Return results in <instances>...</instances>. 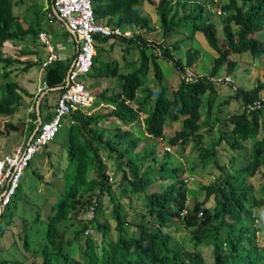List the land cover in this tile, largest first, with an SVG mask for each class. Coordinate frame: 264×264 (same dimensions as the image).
<instances>
[{
	"label": "trees",
	"instance_id": "obj_1",
	"mask_svg": "<svg viewBox=\"0 0 264 264\" xmlns=\"http://www.w3.org/2000/svg\"><path fill=\"white\" fill-rule=\"evenodd\" d=\"M156 1L159 28L164 38H168L176 30L189 33L186 41L190 46L186 48L185 60L178 59L175 54L181 49L182 40L167 45L152 43L142 37L141 32L152 33L157 30L151 18L143 11L145 3ZM93 7L98 23L134 31L133 38H120L126 43V53L134 47L139 50V66L131 63L132 72L123 74L119 73V61L106 62V67L112 69L111 77L119 80L121 90L116 94L105 90L98 96L107 105H112L113 109L91 116L77 112L71 126L65 131L63 146L67 154L64 153V186L60 191L61 198L53 205L52 213L47 218L46 242L39 250L43 255V264H208L200 251L205 246L212 247L215 258L213 264H264V246L260 247L256 241V215L252 208L247 207L250 198H253L255 206L264 204V200L255 201L256 198L252 196L253 187L247 183L248 178L254 177L264 166V117L261 123L264 110L250 115H234L230 120L231 130L225 131L211 147L203 143L200 133L209 123V119L203 120L200 110L202 98L209 95V113L213 104L211 96L216 92V83L211 79L224 67L228 72L236 68V62L231 60L233 54L250 53L253 57L264 55V34L259 35L264 29V0H228L222 5L227 16L223 40L218 38L215 24L206 15L208 6L201 0H93ZM233 25L237 26L236 30ZM198 33L204 34L218 57L212 63L211 74L199 76L196 81L189 82L184 74L187 69L194 67L203 52L196 38ZM30 34L37 35L38 31L31 25L27 29L23 28L14 13L13 1L0 0V64L4 67L3 78L8 80L3 98L0 97V117L15 115L23 106L25 97H34L23 90L15 79H11L10 66L21 61L4 57L1 51L6 42ZM111 39L97 37L99 45L106 44ZM103 53L104 50L98 47L96 73L99 57ZM160 59L172 63L181 75L178 88L170 97L171 88L160 66ZM36 65L38 64L34 62L29 63L25 70ZM69 69L70 65L60 60L48 65L44 75L48 87L61 86ZM262 90L263 85L259 83L250 91H237L236 99L242 104H250L259 99ZM140 92L141 97L138 96ZM141 113L146 114L144 130L149 135L144 138L137 137L130 129L123 130L122 127H117L109 137L104 129H100V122L109 117L126 125L140 123ZM32 117L37 120L36 113ZM181 119L182 128L169 139V144L179 146L184 151L190 142H194L200 161L205 166L217 160L216 148L226 138L231 148L241 147V142L247 140H252L253 144L250 162L242 169H234L232 173L231 170L218 166L221 171L220 179L202 186L205 198L201 202L198 198H193L192 205L187 208V214L183 218L180 214L188 200V188L182 178L183 169L169 167L168 153L159 170L156 169V164L159 163L156 141L164 137L168 120L177 122ZM219 120L221 124L226 123V120ZM10 127L13 128L12 125ZM0 133L2 134L1 131ZM261 133L263 136L260 139ZM150 140L153 141L150 143ZM101 151L116 162L121 174V184L125 189H130L132 194L144 195L146 212L139 223L131 225L124 205L117 203L113 210L115 239L111 236L112 228L106 222L99 221L97 213L93 220L86 222L83 229L76 228L73 231L75 237L72 241H67L68 250H65L66 230L61 229V226L67 222L74 225L71 214L77 212L79 206L83 207L81 209L88 208L98 188L106 189L107 166L102 161ZM39 178L44 180L41 174ZM156 180L170 181V184L162 192L148 193V187ZM85 195L87 199L81 201L79 197ZM212 197L215 206L213 209H206L205 206ZM201 212L203 217L198 218ZM128 226H134L137 232L131 234ZM91 227L97 233L85 236L86 229ZM181 227L186 230L194 229L190 236L192 250L177 242L166 231L172 229L178 232ZM96 237H99V242ZM80 238L83 239L82 242ZM75 253H79V259L75 258ZM5 262L8 263L7 260Z\"/></svg>",
	"mask_w": 264,
	"mask_h": 264
},
{
	"label": "rangeland",
	"instance_id": "obj_2",
	"mask_svg": "<svg viewBox=\"0 0 264 264\" xmlns=\"http://www.w3.org/2000/svg\"><path fill=\"white\" fill-rule=\"evenodd\" d=\"M227 1L228 0H201V2L205 3V5L207 4L209 8L213 7L215 11L222 9V5ZM156 3L157 1L151 4L146 3L143 11L145 15H148L151 18L152 23L157 26L159 25V22L155 8ZM13 4L14 13L18 16L19 20H21L22 25L24 27H27L28 25L34 26L38 31V34H30L23 38L8 42V44L3 45L1 51L4 57H11L15 60L21 61L20 63H14L10 66V69L12 70L11 79H15L19 83H22L23 86H26L28 75H30V77L34 79L35 85L29 83L26 89L33 90V88L37 87L40 82L42 83V81H39L38 79L40 66L36 65L29 69L28 72H25L24 68L27 67V63L38 60V64L42 66L41 59L43 57L44 59H47V51L50 46H56L58 53L71 56L74 54V48L68 49L69 47L65 46V50H58L57 43L61 40L64 30L66 31L64 28L66 27L63 24H59L58 21L55 22L48 19V15L50 14L49 7L51 6L50 0H13ZM208 7H206V15H208L211 22L215 24L218 38L223 40L225 38L223 27L227 16L221 17L218 16L216 12L211 13ZM233 27L236 30L237 26L233 25ZM42 34L45 35L46 39L41 37ZM188 34V32H183L182 30H176L171 33L168 38H164L161 28H157L153 33H143L142 37L146 41L152 43H166L167 45L182 40L183 45L181 44V49L175 52V54L178 59L185 60V49L190 46L186 41ZM263 34L264 29L259 35ZM196 37L199 39L198 41L203 48V52L195 66L190 70L195 75L206 76L211 74L213 67L212 63L214 62L215 56L217 57L218 54L209 46L204 34L198 33L196 34ZM124 47H126V43L121 39H117L115 42H108L101 46V49H104V53L99 57L100 60L97 65V80H102L100 86L105 90L110 86L116 89L117 83L116 78L111 77L112 69L106 67V62L116 59L121 63V68L125 72L128 70L124 67V63L126 62L133 61L139 66V50L133 48L129 53H126V48L124 49ZM231 60L236 62V68L233 71L228 72L226 67H224L216 76L222 78L230 76L242 91H250L261 83V85H263L262 93H264V55L253 57L250 53L233 54ZM69 61L70 60H67L66 64H68ZM159 63L164 72L167 84L170 85V87H177L181 81V75L178 70L168 61L160 59ZM123 70L120 71L123 72ZM3 72L4 67L0 64V97L3 96L5 83L8 81L3 78ZM95 82L96 78L89 75L87 78V85H89L90 89L96 88ZM42 86L46 88L44 83H42ZM52 95H55L52 97L53 105H55L58 95L57 93ZM237 95L238 92H236L229 84L216 86V92L211 96L213 108L211 110L212 114L210 115V119H212V121L211 124L203 130V142L206 146L215 144L217 139L222 135V130L226 129L228 132L230 131V128H227L230 126V119H228L227 116H232L239 112V102L236 99ZM208 100L209 95H205L202 98L200 110L204 117L207 116V111L209 109ZM225 100H228L229 102L224 104ZM24 105L19 109L16 115L8 117V123H2V119L6 117H0V131L2 134L4 132V134L0 136V153L10 152L13 146L21 143L26 138L27 130L25 129V116L27 112L25 111ZM141 116L143 119L144 116ZM216 116L225 119L226 123L223 125H215L216 123L214 124L213 122H215ZM263 117L264 112L261 118L263 119ZM262 119L261 123H263ZM116 121L118 124L115 126H119L120 121ZM3 124H12L15 128H6L3 127ZM128 125L130 124H127L125 127L123 126V128L128 127ZM35 128V123H31L29 131H32ZM181 128L182 119L177 122H171L168 120L165 129L167 136V138L165 136V143L161 140L156 141L157 145L159 144L156 154L159 163L156 164V169L159 170L160 162L163 160L165 154L170 153V156H173L171 160H169V166L182 167L184 169L182 178H186L187 174L194 175L196 178L195 182L187 184L190 204L192 205L193 197L198 198L199 202L205 198V191L202 186H208L212 181L220 178V170L218 166L230 167L231 161H234V163L239 166L246 164L247 161L250 160V150H252L253 144L252 140H248L244 143L243 147L234 150L229 146L227 140H225L217 148L218 160L205 166L201 163L200 158L198 157L197 146H195L194 142H190L184 151L179 146L175 149V147L168 144L169 138L174 136L175 132L181 130ZM65 131L66 128L61 129L57 138L45 147L31 162V166L27 169L20 182V187L14 199L15 202H13L8 208H5L3 217L0 218V264L6 263L5 260L8 262L6 264H43L44 262L43 255L39 250L46 242L47 218L48 215L52 213L53 205H55L61 198L60 191H62L64 186L62 180L64 178V170L66 169V157L64 153L67 154L63 146ZM110 135L111 131L107 132V136L109 137ZM262 136L263 133L259 135V138L261 139ZM152 141L153 140H150L149 142L151 143ZM165 146H170L172 152H166L164 149ZM103 154L106 158L104 161L108 164L107 170L113 171L116 166L115 162L109 160L110 157L107 156L106 152L103 151ZM114 171L116 177L120 179V185L115 187L117 191H112L110 196L114 194L115 199L120 200L119 203L124 205V207L126 206L125 209L127 210L128 221L131 225L133 223H139L142 220V215L146 212L145 197L143 194H132L130 189H125L121 184V174L117 172V170ZM39 174L43 175L44 180L39 178ZM90 174L92 175L93 172ZM51 181L54 183L55 187H53ZM249 181L253 187L252 196L256 198L255 201L264 200V167L260 169L254 178H250ZM169 184V181L156 180L153 185L148 187L147 192H162ZM126 187L128 188L127 185ZM86 197L87 195H85V197L80 196L79 199L83 201L87 199ZM106 201L107 199L102 201L104 206L106 205ZM214 206L215 201L212 197L205 208L213 209ZM247 207L252 208L256 215L255 227L258 229L256 241L260 247H263L264 204L261 206H255L253 204V198H250ZM81 208L83 207L79 206L77 212L75 211L71 214V222L74 221V225L67 222V224L61 226V229L63 228V230H66V235L64 236L65 250H68L67 241H72L75 237V232L73 231H75L76 228L83 229L85 227V224L81 220L88 219L87 216L90 217V215L86 214V211H82ZM109 209L110 207H108L106 211L108 212ZM175 219L176 221H179L177 217H175ZM110 220L111 217L106 223L112 228L113 232L111 236L115 239L116 234L113 230L115 220L113 219V224ZM128 229L131 233L137 232L135 227L129 226ZM193 230H186L184 227H181L178 232H174L172 229H167L166 231L171 233L177 242L184 245L189 250H192L193 246L191 245L190 236L192 235ZM95 239L99 242V237H96ZM27 240L28 243L26 244ZM82 241L83 239L80 238V242ZM200 251L203 253L205 259H207L208 264L215 263L211 246L200 248ZM75 258H80L79 253H75Z\"/></svg>",
	"mask_w": 264,
	"mask_h": 264
},
{
	"label": "built area",
	"instance_id": "obj_3",
	"mask_svg": "<svg viewBox=\"0 0 264 264\" xmlns=\"http://www.w3.org/2000/svg\"><path fill=\"white\" fill-rule=\"evenodd\" d=\"M55 7L60 19L68 25L78 39L79 49L75 60V70L67 79L65 91L57 103L53 120L45 123L31 141L25 145L17 146L12 155L0 160V204L4 206L12 202L24 171L35 155L55 138L62 126L64 117L71 115L83 106H87L92 100L91 94L80 82L79 76L89 72L92 67L95 55L94 36L96 34L106 37L115 34L122 35V31L119 29L113 30L97 24L92 0H55ZM218 14L221 15L222 12L218 11ZM41 37L46 39L43 34ZM225 80L231 81L229 78ZM222 81L223 79H217V82ZM261 105V101H258L254 105L243 107L242 110L250 113ZM94 209L92 207L91 211Z\"/></svg>",
	"mask_w": 264,
	"mask_h": 264
},
{
	"label": "clouds",
	"instance_id": "obj_4",
	"mask_svg": "<svg viewBox=\"0 0 264 264\" xmlns=\"http://www.w3.org/2000/svg\"><path fill=\"white\" fill-rule=\"evenodd\" d=\"M13 1V0H12ZM50 7H49V11H50V14L48 15V19L50 20V21H58L59 23H61V24H63V25H65L66 27H67V30L69 31V33L74 37V40H75V42H74V46H75V49H74V54L71 56V58H70V61H69V63L67 64V65H70V69H69V71H68V73H67V76L65 77V79H64V81H63V84L61 85V86H58V87H56V88H49L48 87V85H47V83L46 82H44V84H45V86H46V88H44L43 86V91H46L47 89V91L50 93H55V92H59L60 93V96H59V98L57 99V103H58V101H59V99H60V97H61V94H63V92L65 91V86H66V84H67V79H68V77H69V75L71 74V72L72 71H74L75 70V60H76V57H77V54H78V49H79V46H78V39H77V36L75 35V33H73L70 29H69V27H68V25L64 22V21H62V19H60V16H59V14H58V12L56 11V7H55V0H51V3H50ZM92 6H93V0H92ZM208 9L211 11V13L213 12H216L217 13V15L218 16H221V17H225L226 16V14H225V12H223V10L222 9H218L217 11H215V9L213 8V7H208ZM218 11H221L222 12V14L221 15H219L218 14ZM93 12H94V7H93ZM94 15H95V12H94ZM95 18H96V15H95ZM96 22H97V24L98 25H100V26H106V27H109V28H111V29H113V30H117V29H119V30H121L122 31V35H112V36H109V37H106V36H103V35H101V34H96L95 36H94V40H95V42H94V46H95V55H94V58H93V63H92V67H91V69L89 70V72H87V73H85V74H83V75H80L79 76V80H80V82L84 85V87H85V89L91 94V97H92V100L90 101V103L87 105V106H83L82 108H80V109H78L77 111H75L74 113H72L71 115H69V116H66V117H64V119H63V121H62V126H61V128H60V130L61 129H63V125H64V121L66 120V119H69V118H73V116L77 113V112H82L83 114H85V115H89V112H88V110L89 109H94V106H98V105H100V104H104V105H107V104H105L101 99H98L99 98V96L97 95H95L93 92H92V89H90V87H89V85H87V78L89 77V75H92V76H94V75H96L97 76V73H96V71H95V58H96V56H97V52H98V47L100 46H102V45H99V43H98V40H97V37L99 36V37H101V38H112L110 41H108V42H115V38H117V39H121L120 37H125V38H129V39H131V38H133L134 37V31L133 30H131V29H123V28H115V27H110V26H108V25H104V24H100V23H98V21H97V19H96ZM20 23H21V20H20ZM22 24V23H21ZM23 26V25H22ZM29 26V25H28ZM27 26V27H28ZM32 26V25H31ZM27 27H24L23 26V28H26L27 29ZM34 27V26H33ZM155 27L156 28H159V25H155ZM143 33H146V31H144V32H141V34H143ZM153 33V32H152ZM115 37V38H114ZM8 42H11V41H8ZM8 42H6L5 44H8ZM107 42V43H108ZM106 43V44H107ZM4 44V45H5ZM103 45H105V44H103ZM134 47V46H133ZM135 48V47H134ZM55 49H56V46H50L49 47V50H48V53L50 54L49 55V57L47 58V60H45L44 61V63H43V65H44V69H46V67L48 66V65H50V64H52V63H54V62H56V61H58V58L54 55L55 53ZM103 49V48H102ZM124 49H125V47H124ZM104 50V49H103ZM186 50V49H185ZM199 60V59H198ZM60 61H64L65 63H66V61L67 60H60ZM37 63L38 64V60H35V61H32V62H28L27 63V65L29 64V63ZM2 65V64H1ZM38 65H40V64H38ZM41 66V65H40ZM195 66V65H194ZM10 69V68H9ZM31 69V68H30ZM191 68H189V69H187L186 70V72H185V74H184V78L187 80V81H189V82H193V81H196L197 80V78L200 76V75H195L191 70H190ZM11 70V69H10ZM12 71V70H11ZM24 71L26 72V71H29V69L28 70H25V68H24ZM218 75V74H217ZM226 78H229L231 81L230 82H228V81H226L225 79ZM217 79H223V81L222 82H217ZM213 82H215L216 83V86H220V85H222V84H229V85H231L232 86V88L235 90V91H239V86L238 85H236L235 84V82H234V80L230 77V76H226V77H224V78H222V77H217V76H215V77H213L212 79H211ZM17 81V80H16ZM18 82V81H17ZM19 83V82H18ZM171 88V87H170ZM178 88V87H177ZM177 89H175L174 91H176ZM173 93V92H172ZM172 93H169L170 94V96H171V94ZM262 93V92H261ZM140 95L142 94L141 92L139 93ZM208 95V94H207ZM263 99H264V93H262L261 94V96L259 97V99H257V100H255L254 102H252V103H250V104H242L241 103V101H238L239 103H240V105H239V112L238 113H235L234 115H237V114H241V113H247L248 115H250V114H252L253 112H256V111H258V110H264V101H263ZM258 101H261V103H262V105H261V107H259V108H255V110H253V111H251L250 113H248V112H246V111H243L242 110V108L243 107H246V106H249V105H254L256 102H258ZM229 102V101H228ZM57 103H56V106H55V108H54V112H53V117L49 120V121H45V122H43V121H40V122H36V128L34 129V130H32L33 131V135L31 136V138L27 141V142H25V143H23V144H21V145H25V144H27L29 141H31V139H32V137L33 136H36L38 133H39V131H40V129H41V127L45 124V123H49L51 120H53V118L55 117V113H56V108H57ZM227 104V103H226ZM213 105V104H212ZM108 107H110L111 109H113V106L112 105H107ZM17 114V113H16ZM15 114V115H16ZM141 114H143V113H141ZM234 115H228L227 116V118L228 119H230L231 120V118L234 116ZM89 116H91V115H89ZM7 118V117H6ZM146 118V117H145ZM145 118H144V120H145ZM262 119V118H261ZM225 120V119H224ZM263 120V119H262ZM141 123L143 122V119H142V116H140V120H139ZM73 122V121H72ZM145 123V122H144ZM72 124V123H71ZM132 124V123H131ZM13 128H15L14 126H13ZM60 130H59V132H60ZM123 130H128V129H123ZM59 132L57 133V135L55 136V138L51 141V142H53L55 139H56V137L59 135ZM149 136V135H148ZM159 140H161L162 142L164 141V137H162L161 139H159ZM158 140V141H159ZM218 141V140H217ZM50 142V143H51ZM50 143H48L47 144V146L50 144ZM164 143H165V141H164ZM204 143V142H203ZM217 143V142H216ZM168 144H169V141H168ZM205 144V143H204ZM170 145V144H169ZM18 146H20V145H18ZM47 146H45V147H47ZM158 146H159V144L157 145V143H156V151H157V148H158ZM212 145H208V147H211ZM44 147V148H45ZM218 147V146H217ZM16 148V147H15ZM43 148V149H44ZM42 149V150H43ZM165 151L166 152H172V148L170 147V146H165ZM175 149H177V147H175ZM217 149V148H216ZM41 150V151H42ZM14 151V150H13ZM13 151L9 154V155H7V156H5V157H3V158H1V159H4V158H6V157H8V156H10V155H12V153H13ZM40 151V152H41ZM40 152H38L36 155H35V157L40 153ZM167 155V153L165 154V156ZM168 155L170 156V153H168ZM217 155H218V151H217ZM102 156V155H101ZM107 156H108V154H107ZM157 156V155H156ZM164 156V157H165ZM173 155H171L170 157H172ZM35 157L32 159V161L35 159ZM199 157V156H198ZM217 158H218V156H217ZM0 159V160H1ZM104 160H106V158H105V156H102V161L105 163V165L107 166V168H108V164L104 161ZM109 160H111V159H109ZM218 160V159H217ZM216 160V161H217ZM31 161V162H32ZM113 161V160H112ZM215 161V162H216ZM31 162H30V164H31ZM115 162V161H114ZM214 163V162H213ZM30 164H29V166L27 167V169L30 167ZM115 164H116V162H115ZM211 164V163H210ZM231 166L230 167H226V166H224V168H226L227 170L229 169V170H231V172L233 173V170L235 169L234 168V164H233V161H231ZM170 167V166H169ZM223 167V166H222ZM180 168V167H179ZM182 168V167H181ZM27 169L24 171V173H23V175H22V178H23V176H24V174H25V172L27 171ZM183 169V168H182ZM114 170H117V164H116V166H115V169ZM110 171V170H107V172H106V175H107V184H106V189H104V190H101L100 188H98L97 190H96V193L92 196V198H91V204H90V206L87 208H84V209H82V211H86V214H88V215H90V217H88L87 216V218L88 219H85V220H81L84 224H86V222L87 223H89L88 221H91V220H93L95 217H96V214L97 213H99V216L97 217L98 219L100 218V215H101V213L103 212V211H106V209L108 208V207H110V209H109V211L110 212H113V210H114V206H115V204H117V203H119V201L120 200H118V199H115V197H114V194H112L111 196H110V193H112V191H117L116 189H115V187H117V186H119L120 185V179L118 178V177H116V174H115V171ZM183 171H184V169H183ZM259 171V170H258ZM117 172H118V170H117ZM184 174V173H183ZM256 175H257V173H256ZM255 175V176H256ZM183 176V175H182ZM254 176V177H255ZM220 177H221V171H220ZM254 177H251V178H254ZM22 178H21V180H22ZM112 179V180H111ZM220 179V178H219ZM249 179L250 178H248V180H247V183L248 184H250L251 186H252V184L250 183V181H249ZM21 180H20V182H21ZM195 180H196V178H195V176L194 175H188L187 174V176H186V178H183V181H184V183H185V185H186V187H187V184H192L193 182H195ZM218 180V179H217ZM217 180H214V181H212V182H215V181H217ZM20 182H19V186H18V188H17V191H18V189H19V187H20ZM170 182V181H169ZM111 188V189H110ZM188 188V187H187ZM110 189V190H109ZM165 190V189H164ZM17 191H16V194H17ZM205 194V193H204ZM15 197H16V195L13 197V199H12V202L10 203V204H8V205H6V206H4V205H2V204H0V216L2 215V213L4 212V210H5V208H7L9 205H11L13 202H14V199H15ZM194 198V197H193ZM107 199V201L105 202V206H104V204L102 203V201L103 200H106ZM107 202H108V204H107ZM185 208H183V210H182V212H181V214H180V216H181V218H183V217H185V215L187 214V208L189 209V207L191 206V204H190V197H189V189H188V200H187V202L185 203ZM92 207H94L95 209H94V211H91V208ZM126 207V206H125ZM198 218H202L203 217V213L201 212V213H199L198 214V216H197ZM177 219L179 220V218L177 217ZM127 229H128V227H127ZM97 232L91 227V228H88V229H86V231H85V236H93V235H95ZM131 233V232H130ZM133 234H134V232H132ZM131 233V234H132Z\"/></svg>",
	"mask_w": 264,
	"mask_h": 264
},
{
	"label": "crops",
	"instance_id": "obj_5",
	"mask_svg": "<svg viewBox=\"0 0 264 264\" xmlns=\"http://www.w3.org/2000/svg\"><path fill=\"white\" fill-rule=\"evenodd\" d=\"M146 4V3H145ZM145 4H144V6H143V8H145ZM147 4H149V3H147ZM59 24H61V23H59ZM61 26V25H60ZM65 26V25H64ZM62 27V26H61ZM66 27V26H65ZM64 29H66V31L64 30V32H63V34H62V36H61V40H59V42L57 43V47H58V50L59 51H61V50H65V48L66 47H69L68 49H71V48H74L75 49V46H74V42H75V40H74V37L69 33V31L67 30V27L66 28H64ZM68 33V34H67ZM197 38V37H196ZM199 40V39H198ZM66 46V47H65ZM55 54V56L58 58V60H70V58H71V55H68V54H63V53H58L57 52V49H55V52H54ZM47 54H48V57H49V53H48V51H47ZM47 57V58H48ZM218 57V56H217ZM215 58H216V56H215ZM42 61H41V63H42V66H40V72H39V74H38V79H39V81L41 80L42 81V83H44L45 82V69H44V65H43V63H44V61L45 60H47V59H44V57L41 59ZM113 60H116V59H113ZM113 60H109V61H113ZM126 61V60H125ZM131 63H134L133 61L132 62H126V63H124V67L126 68V69H128L127 70V72H125L121 67H122V65H121V63H120V66L118 65V67H119V73H123V74H128V73H130V72H132L131 70H130V68H131ZM67 65V64H66ZM138 67V66H137ZM120 70H123V72H121ZM26 72H28V71H26ZM221 72V70L219 71V73ZM218 73V74H219ZM93 77H95L96 78V88H94V89H92V92L97 96V95H99L102 91H105V89H103L100 85H101V83H102V80H97V76L96 75H94ZM116 81H117V83H116V89L114 88V87H107V89L106 90H108L109 91V93L110 94H116L117 92H119L120 90H121V88H120V82H119V80L116 78ZM29 83H31V84H33V85H35V81H34V79L33 78H31L30 77V75H28V82H27V85L26 86H23V84L22 83H19V85L21 86V88L23 89V90H26L27 92H29L31 95H33L34 97L33 98H29V97H25V100H24V103H25V105H24V108H25V111L27 112L26 113V116H25V129L27 130V133H26V138L21 142V143H19V144H16L15 146H13L12 148H11V150H10V152H8V153H0V159L1 158H3V157H5V156H7V155H9L14 149H15V147H17L18 145H21V144H23V143H25V142H27L30 138H31V136L33 135L32 133H33V131H29V129L31 128V123L33 124V123H35L36 124V122H40V121H43V122H45V121H49L52 117H53V112H54V106H56V104L55 105H53V102H52V97L53 96H55V95H52V94H56L57 93V95H58V98H59V96H60V93L59 92H55V93H49L47 90L46 91H43L42 89H43V87H42V83L40 82V84L37 86V87H34L33 88V90H28V89H26L27 87H28V85H29ZM180 83V82H179ZM179 85V84H178ZM178 87V86H177ZM177 87H175V86H172L171 87V90H170V93H172L175 89H177ZM114 91V92H112V91ZM239 90H241L240 89V87H239ZM237 92V91H236ZM138 96L139 97H141L142 96V94L140 95V94H138ZM98 99H101L100 97L98 98ZM227 101L228 100H225L224 101V104L225 103H227ZM104 102V101H103ZM56 103H57V101H56ZM105 103V102H104ZM106 104V103H105ZM134 107H137L135 104H132ZM239 105H240V103H239ZM22 108V107H21ZM212 108H213V105H212ZM109 109H110V107H108L107 105H104V104H100V105H98V106H94V109H89L88 110V112H89V115H93V114H103V113H106V112H108L109 111ZM212 110V109H211ZM211 110H210V112L208 113V111H207V116L206 117H204L203 116V120H206V119H209V123L207 124V125H205L203 128H202V130H201V134H202V136H204V134H203V130L207 127V126H209L210 124H211V121H212V119H210V115L212 114V112H211ZM33 113H36L37 114V120H34L33 119V117H32V115H33ZM220 113V112H219ZM141 115H143L144 116V118L146 117V114H141ZM3 118V117H2ZM144 118H143V122L140 124V123H132V124H130V125H128V127H126V128H123V126L125 127L126 125L125 124H123L121 121H120V125L119 126H115V125H117L118 123H116L117 121L116 120H118V119H116V118H113V117H109V118H107L106 120H103L102 122H100V129L101 130H105V134H106V136H107V132H109V131H111V135H113V132L115 131V129L117 128V127H122V129H130L132 132H134V134L137 136V137H141V138H144L145 136H148V134H147V132L144 130V127H145V123H144ZM219 118L220 117H215V122H213L215 125H219V124H221L220 123V120H219ZM221 119V118H220ZM222 120H224V119H222ZM72 121H73V118H69V119H66L65 121H64V125H63V128H66V129H68L70 126H71V123H72ZM119 121V120H118ZM214 121V120H213ZM2 123H8V117L7 118H3L2 119ZM230 124V126L229 127H227V128H230V130H231V123H229ZM7 125V124H6ZM6 125H4L3 124V127H6ZM10 125H12V124H8L7 125V127H9L10 128ZM221 125H223V124H221ZM13 126V125H12ZM15 127V126H14ZM113 129V130H112ZM178 131H180V130H178ZM225 131H227L226 129H224V130H222V135H223V133L225 132ZM175 134H176V132H175ZM174 134V135H175ZM1 135H3V134H0V136ZM110 135V136H111ZM221 135V136H222ZM165 136H166V132L164 133V141H166V139H165ZM220 136V137H221ZM173 137V136H172ZM220 137H219V139H220ZM166 138H167V136H166ZM170 139V138H169ZM218 140V139H217ZM225 140H227V142H228V139L226 138V139H224V140H222V142L220 143V144H222ZM248 141V140H247ZM247 141H244V142H241V147H243V145H244V143H246ZM251 141V140H250ZM229 144V143H228ZM211 145H213V144H211ZM219 146V145H218ZM229 146H230V144H229ZM241 147H237V148H233L234 150L235 149H239V148H241ZM158 148H159V146H158ZM158 148H157V150H158ZM218 148V147H217ZM218 151V150H217ZM250 152H251V150H250ZM101 155L102 156H104V154H103V151H101ZM250 155H251V153H250ZM171 158L172 157H170L169 158V160H171ZM157 159H158V157H157ZM249 159H251L250 158V156H249ZM169 160H168V164H169ZM164 161V158H163V160L160 162V166H161V163ZM158 162H159V160H158ZM250 162V160L249 161H247V163L246 164H242V165H238V164H235L234 163V161H233V164H234V168L235 169H242L244 166H246L248 163ZM170 167H173V166H170ZM264 167V166H263ZM160 168V167H159ZM261 169V168H260ZM260 169H259V171H260ZM258 171V172H259ZM257 172V173H258ZM109 212V211H108ZM107 211H103L102 213H101V215H100V218H99V221H101V222H106V221H108L109 220V218L111 217V220H110V222L113 224V212H109L108 213ZM108 213V214H107ZM116 225V224H115ZM129 227V226H128ZM130 227H134V226H130ZM114 228H115V226H114ZM114 228H113V230H114ZM136 229V228H135ZM129 230V229H128Z\"/></svg>",
	"mask_w": 264,
	"mask_h": 264
}]
</instances>
